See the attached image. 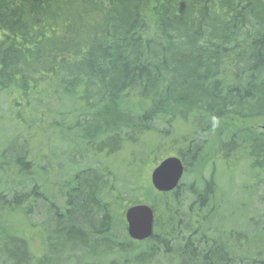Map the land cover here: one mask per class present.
<instances>
[{"label": "trees", "instance_id": "1", "mask_svg": "<svg viewBox=\"0 0 264 264\" xmlns=\"http://www.w3.org/2000/svg\"><path fill=\"white\" fill-rule=\"evenodd\" d=\"M255 120L264 0H0V264H264Z\"/></svg>", "mask_w": 264, "mask_h": 264}, {"label": "water", "instance_id": "2", "mask_svg": "<svg viewBox=\"0 0 264 264\" xmlns=\"http://www.w3.org/2000/svg\"><path fill=\"white\" fill-rule=\"evenodd\" d=\"M261 130L264 132V125ZM184 167L176 157H169L151 172L150 184L158 193H170L178 186ZM126 234L131 241L142 242L152 235L153 212L146 205H135L124 213Z\"/></svg>", "mask_w": 264, "mask_h": 264}, {"label": "rangeland", "instance_id": "3", "mask_svg": "<svg viewBox=\"0 0 264 264\" xmlns=\"http://www.w3.org/2000/svg\"><path fill=\"white\" fill-rule=\"evenodd\" d=\"M250 125L252 126V128L254 130L260 131L261 132V128L264 125V120H255L253 122L250 123ZM165 154H171L169 151H166ZM163 150H159L157 152V157H156V161L155 164H153V162H151V159L145 164V166L142 168L141 170V179L142 182L144 184V187H147L149 190L148 192H154L151 184H150V175L152 170L155 168V166L160 162L159 156L163 155V158L165 156ZM202 171V168L199 167L196 171H193L194 173H192L193 176H197V174H199ZM196 173V174H195ZM186 178V177H185ZM143 205H147V203H143Z\"/></svg>", "mask_w": 264, "mask_h": 264}]
</instances>
